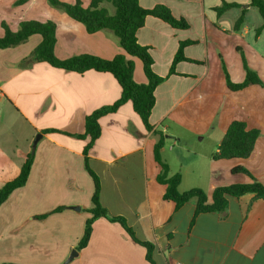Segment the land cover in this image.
Listing matches in <instances>:
<instances>
[{
  "label": "crops",
  "instance_id": "0c3cea01",
  "mask_svg": "<svg viewBox=\"0 0 264 264\" xmlns=\"http://www.w3.org/2000/svg\"><path fill=\"white\" fill-rule=\"evenodd\" d=\"M0 0V37L3 23L16 32L24 21H53L57 25L55 55L66 60L79 55L113 59L123 54L111 30L93 34L47 0ZM75 3L77 0H60ZM89 7L90 0H80ZM223 2L241 7L221 16ZM146 9L167 6L189 27L176 29L148 16L137 41L148 47L153 71L164 78L155 90V106L147 130L127 102L100 119L101 136L88 154V166L99 177L100 203L113 217H123L143 242L154 246L155 264H264V200L253 194L228 196L225 215L202 213L194 223L195 200L176 209L164 200L166 186L157 181L161 171L154 147L165 137L161 158L169 175H181L180 192L203 189L209 199L215 188L247 184V169L264 185V87L250 85L231 91L245 80L242 55L264 82V20L250 0H139ZM101 7L110 14L113 5ZM244 22L235 29L237 20ZM186 60L175 72L171 66L180 43ZM42 42L33 35L15 47L0 50V188L15 179L27 155L35 160L26 185L15 190L0 207V264H150L147 249L137 244L118 222L99 218L88 245L77 250L91 214L94 182L85 168L86 117L114 104L122 88L110 73L79 74L34 62L31 53ZM134 80L147 83L143 63L135 58ZM233 121L245 122L261 135L247 159L214 160ZM46 129L59 132L45 133ZM41 135L33 146L37 135ZM251 205V207H250ZM80 207V211L70 207ZM58 207L40 220V216Z\"/></svg>",
  "mask_w": 264,
  "mask_h": 264
},
{
  "label": "trees",
  "instance_id": "16d2710c",
  "mask_svg": "<svg viewBox=\"0 0 264 264\" xmlns=\"http://www.w3.org/2000/svg\"><path fill=\"white\" fill-rule=\"evenodd\" d=\"M27 1L29 0H20L18 4H23ZM47 1L52 7L64 11L69 17L82 23L89 34L104 29L111 30L118 37L120 45L124 50L123 54H119L110 60L87 54L61 60L57 58L54 52L57 29L55 22H41L37 20L24 21L20 24L19 30L16 32L12 31L6 23H3L5 33L3 37H0V50L18 46L26 42L29 37L38 34L42 36V42L31 53V59L34 62H45L54 68L79 74L90 70L110 73L116 78L122 88L120 99L114 104L103 106L87 116L85 120V133L83 135H75L79 138H90V142L84 149L85 168L94 182L92 207L88 210L91 217L86 220L84 234L78 242L76 249L82 250L88 245L93 231V223L99 218H105L110 222L120 223L135 243L147 249V260L150 264H155L152 259L154 246L151 243L141 241L136 236L134 230L128 225L125 218L110 216L107 210L101 205L99 198L101 190L100 179L88 166V154L94 142L101 136L100 119L106 115L115 113L127 102L133 104V108L140 116L145 128L147 130L153 129L150 123V116L155 106V90L164 81V78L153 71V58L149 52V48L140 45L137 41V32L144 26L146 18L148 16L158 18L176 29H187L189 24L183 18H176L165 5H156L153 8L146 9L139 4V0H90V5L87 8L83 6L80 0H77L75 3H66L60 0ZM105 1L113 5L115 8L114 14H110L106 8L101 7V4ZM250 6L257 8L264 20V0H250ZM239 7L241 5L237 3L223 2L221 6L215 8V11L217 16H221L228 10ZM243 22L244 16L242 15L237 20L235 29H239ZM190 43L192 42L180 43L171 66V74L175 72L177 63L186 60L183 50ZM135 58L141 60L143 63L147 83H137L134 80ZM242 60L246 77L241 83H233L223 65L228 89L231 91H240L250 85L264 87V82L259 75L248 67L244 55H242ZM43 132L51 133L59 131L46 129ZM260 135L261 132L258 129H248L245 122L233 121L227 129L218 151L213 155V159L232 160L249 158ZM164 140L165 137L160 134V138L154 147L155 160L161 167L157 181L166 186V191L163 196L164 200L174 202L177 210L191 200H195L196 209L192 223L202 213H219L225 215L228 209V196L240 198L247 194H253V200H264V185L243 167L234 168L232 171L233 173H243L249 176L251 182L217 187L214 189L211 199H209L207 193L201 188H193L186 192H180L181 175L175 174L170 176L169 166L161 158V149L164 146ZM34 160L35 149L27 155L20 174L0 188V207L10 198L15 190L26 185ZM64 209L65 207H58L49 213L36 216V218L43 220L50 214L61 212Z\"/></svg>",
  "mask_w": 264,
  "mask_h": 264
},
{
  "label": "water",
  "instance_id": "95a60500",
  "mask_svg": "<svg viewBox=\"0 0 264 264\" xmlns=\"http://www.w3.org/2000/svg\"><path fill=\"white\" fill-rule=\"evenodd\" d=\"M41 138V135H37L36 139L34 140V143H33V146L35 147L36 144L38 143L39 139ZM71 209L73 210H76V211H80V207H77V206H74V207H70ZM77 251L76 250H73L71 252V255L69 256V258L64 262V264H68L69 262H71L73 260L74 257L77 256Z\"/></svg>",
  "mask_w": 264,
  "mask_h": 264
}]
</instances>
